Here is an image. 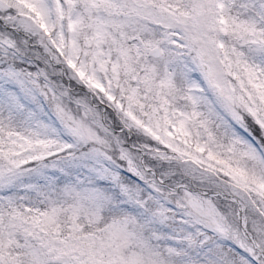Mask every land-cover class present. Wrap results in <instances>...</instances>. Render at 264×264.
I'll use <instances>...</instances> for the list:
<instances>
[{
  "label": "snow or ice",
  "instance_id": "snow-or-ice-1",
  "mask_svg": "<svg viewBox=\"0 0 264 264\" xmlns=\"http://www.w3.org/2000/svg\"><path fill=\"white\" fill-rule=\"evenodd\" d=\"M0 264H264V0H0Z\"/></svg>",
  "mask_w": 264,
  "mask_h": 264
}]
</instances>
